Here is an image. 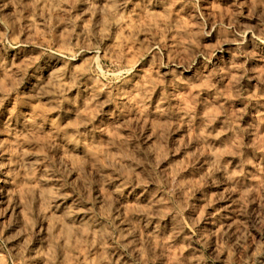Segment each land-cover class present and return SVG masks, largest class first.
I'll return each mask as SVG.
<instances>
[{
	"label": "rangeland",
	"instance_id": "rangeland-1",
	"mask_svg": "<svg viewBox=\"0 0 264 264\" xmlns=\"http://www.w3.org/2000/svg\"><path fill=\"white\" fill-rule=\"evenodd\" d=\"M0 264H264V0H0Z\"/></svg>",
	"mask_w": 264,
	"mask_h": 264
}]
</instances>
